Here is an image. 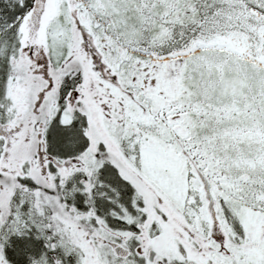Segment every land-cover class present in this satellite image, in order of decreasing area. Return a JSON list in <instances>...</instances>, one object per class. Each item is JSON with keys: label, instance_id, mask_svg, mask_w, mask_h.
Returning <instances> with one entry per match:
<instances>
[{"label": "snow or ice", "instance_id": "1", "mask_svg": "<svg viewBox=\"0 0 264 264\" xmlns=\"http://www.w3.org/2000/svg\"><path fill=\"white\" fill-rule=\"evenodd\" d=\"M0 264H264V0H0Z\"/></svg>", "mask_w": 264, "mask_h": 264}]
</instances>
